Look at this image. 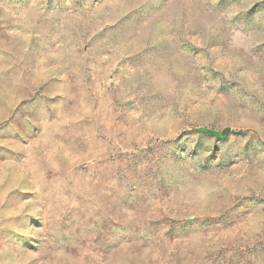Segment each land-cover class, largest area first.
<instances>
[{"label": "rangeland", "instance_id": "374dc122", "mask_svg": "<svg viewBox=\"0 0 264 264\" xmlns=\"http://www.w3.org/2000/svg\"><path fill=\"white\" fill-rule=\"evenodd\" d=\"M0 264H264V0H0Z\"/></svg>", "mask_w": 264, "mask_h": 264}]
</instances>
